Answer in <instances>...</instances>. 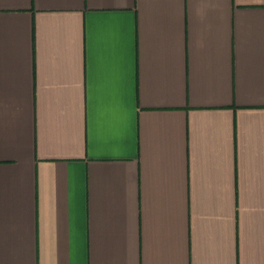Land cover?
Segmentation results:
<instances>
[{"label": "crops", "instance_id": "1", "mask_svg": "<svg viewBox=\"0 0 264 264\" xmlns=\"http://www.w3.org/2000/svg\"><path fill=\"white\" fill-rule=\"evenodd\" d=\"M0 264H264V0H0Z\"/></svg>", "mask_w": 264, "mask_h": 264}]
</instances>
